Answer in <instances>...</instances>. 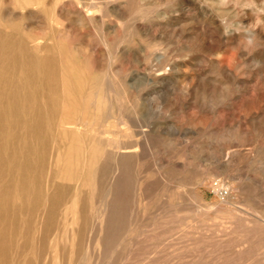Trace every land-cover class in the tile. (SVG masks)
Listing matches in <instances>:
<instances>
[{"label":"rangeland","instance_id":"obj_1","mask_svg":"<svg viewBox=\"0 0 264 264\" xmlns=\"http://www.w3.org/2000/svg\"><path fill=\"white\" fill-rule=\"evenodd\" d=\"M89 8L0 0V240L18 249L7 245L5 257L0 248V264H264V0H97ZM98 119L112 145L89 133ZM121 137L136 150L116 147L126 145ZM53 189L62 219L46 204Z\"/></svg>","mask_w":264,"mask_h":264},{"label":"bare ground","instance_id":"obj_2","mask_svg":"<svg viewBox=\"0 0 264 264\" xmlns=\"http://www.w3.org/2000/svg\"><path fill=\"white\" fill-rule=\"evenodd\" d=\"M77 2H78V4H79L80 6H82V7H83V6H86V5L88 4V7H90V8L88 9V11H89L91 8L97 6V0H89L88 3H86V2L83 1V0H77ZM80 9H81V8H80ZM94 10H95V9H94ZM94 10H93V11H94ZM98 10L100 11V8H99ZM84 11H85V10H84ZM125 11H126V10H125ZM95 14H96V13H95ZM95 14H94V15H95ZM97 14H98V13H97ZM94 15H92V16H94ZM82 16H83V14H82ZM88 16H89V15H88ZM90 17H91V16H90ZM83 18H84V17H83ZM83 18H82V20H84ZM92 18H93V17H92ZM60 19H61V18H60ZM98 19L100 20V18H98ZM78 20H79V19H78ZM85 21H86V20H85ZM126 21H127V20H126ZM82 22H83V24H84V21H82ZM91 22H93V21L91 20ZM132 30H133V29H132ZM2 32H3V31H2ZM32 39H33V38H32ZM29 40H30V39H29ZM35 40H36V39H35ZM145 44L147 45V43H145ZM150 44H151V43H150ZM150 44H149V46H151ZM152 44H153V43H152ZM157 44H158V43H157ZM34 45H35V47L38 46V44L36 45V43H35ZM67 46H68V45H67ZM25 47H26V46H25ZM151 47H152V46H151ZM33 48H34V47H33ZM156 48H157V47H156ZM156 48H154V49H156ZM19 49H20V48H19ZM35 49H36V48H35ZM65 49H66V48H65ZM69 49H70V47H69ZM149 49H150V48H149ZM150 50H151V49H150ZM65 51H66V50H65ZM65 53H66V52H65ZM147 54H148V53H147ZM69 55L71 56L70 53H69ZM67 56H68V55H65V57H67ZM70 56H69V57H70ZM146 56H147V55H146ZM146 56H145V57H146ZM62 57H63V55H62ZM24 58H25V57H24ZM70 58H71V57H70ZM153 58H154V57H153ZM66 59H69V58H66ZM72 59H73V58H72ZM151 59H152V57H151ZM162 59H163V58H162ZM62 60H63V59H62ZM69 60H70V59H69ZM69 60H66V61L68 62ZM146 60H148V59H146ZM40 61H41V60H40ZM70 61H72V60H70ZM73 61H74V59H73ZM67 62H65V63H67ZM147 62L150 63V60H148ZM163 62H164V61H163ZM62 63H63V62H62ZM65 63L62 65V67H63L62 70H64V68H67V67H68L67 65H69V64H68L69 62H68L67 64H65ZM73 63H75V61H74ZM79 63H80V62H79ZM65 65H66V66H65ZM70 65H71V64H70ZM72 65H73V67H74L75 65H77V63H76V64H72ZM77 66H78V65H77ZM79 66H81V65L79 64ZM70 67H72V66H70ZM73 67H72V69H73ZM81 67H82V66H81ZM81 67H80V70H81ZM94 67H95V66H94ZM174 67H175V66H174ZM77 68H78V67H77ZM86 68H87V67H86ZM92 68H93V67H92ZM56 69H57V68H56ZM72 69H71V70H72ZM75 69H76V67H75ZM75 69H74V70H75ZM88 69H89V68H88ZM88 69H87V70H88ZM93 69H95V68H93ZM65 70H66V69H65ZM65 70H64V71H65ZM69 70H70V69H69ZM76 70L78 71V69H76ZM76 70H75V71H76ZM60 71H61V70H59V73H60ZM64 71H62L63 74H64ZM67 71H68V70H67ZM67 71H66V72H67ZM75 71H73V73H75ZM112 71H113V70H111V72H112ZM57 72H58V70H57ZM69 72H70V71H69ZM79 72H80V71H79ZM86 72H87V71H86ZM97 72H98V71H97ZM29 73H30V72H29ZM80 73H81V72H80ZM80 73H77V74H80ZM83 73H84V72H83ZM61 74H62V73H61ZM63 74H62V75H63ZM81 74H82V73H81ZM81 74H80V75H81ZM94 74H95V73H94ZM98 74H99V72H98ZM46 75H47V74H46ZM66 75H67V74H66ZM84 75H86V74H84ZM99 75H101V74H99ZM105 75H106V73H105ZM107 75H108V73H107ZM112 75H113V74H112ZM151 75L153 76V74H151ZM82 76H83V75H82ZM87 76H89V73H88ZM19 77H20V76H19ZM64 77H65V76H64ZM66 77H67V76H66ZM72 77L74 78V74L72 75ZM85 77H86V76H85ZM113 77H114V76H113ZM67 78H68V77H67ZM67 78H65L64 80H66ZM82 78H84V77H82ZM105 78H106V76H105ZM108 78H109V77H108ZM79 79H81V77H80ZM88 79H89V77H87V80H88ZM91 79H92V77H91ZM101 79H102V81H103V78H101ZM113 79H114V78H113ZM158 79H159V77H158ZM82 80H83V79H82ZM82 80H81V82H79V83L82 84L83 81H85V78H84L83 81H82ZM109 80H110V79H109ZM164 80H165V79H164ZM67 81L69 82L68 79L66 80V82H67ZM71 81H72V80H71ZM73 81H74V80H73ZM75 81H76V80H75ZM78 81H79V80H78ZM90 81H91V80H90ZM100 81H101V80H100ZM106 81H107V80H106ZM106 81H105V82L103 81V82L105 83V87H106V85H107ZM156 81H157V80H156ZM68 82H67V83H68ZM95 82H99V81L96 80ZM151 82H152V81H151ZM67 83H65V84H67ZM77 83H78V82H77ZM77 83H74V84H76V86H77V85H78ZM87 83H88V82H87ZM90 83H91V82H89V84H87V85L90 86ZM92 83H93V79H92ZM92 83H91V84H92ZM104 83H103V84H104ZM69 84H70L69 88L71 87V89H72V90H70V91L73 92V88H72L73 83H72V84L69 83ZM93 84H94V83H93ZM95 84H96V83H95ZM101 84H102V83H101ZM61 85H62V83H61ZM63 85H64V83H63ZM71 85H72V86H71ZM83 85L85 86L86 83L83 84ZM96 85H99V84L97 83ZM96 85H95V86L93 85V86H94V87H93L94 89H95V87H96V88H99V86L97 87ZM109 85H110V84H109ZM56 86H57V85H56ZM74 86H75V85H74ZM76 86H75V87H76ZM81 86H82V85H81ZM89 86H88V87H89ZM91 86H92V85H91ZM29 87H30V86H29ZM79 87H80V86H79ZM103 87H104V86H102V88H103ZM17 88H18V87H17ZM59 88H61V86H59ZM83 88H84V87H83ZM89 88H90V87H89ZM89 88H87V89L85 88V89H84L85 92H86ZM110 88H111V87H110ZM94 89H92V90H94ZM99 89H101V88H99ZM59 90H60V89H59ZM64 90L67 91V89H65V86H64ZM74 90H75V89H74ZM77 90H79V89H78V86H77ZM81 90H82V89H81ZM81 90H79V92H80ZM84 90H83V92H84ZM89 90H90V89H89ZM96 90H98V89H96ZM101 90H102V89H101ZM105 90L108 91V87H106ZM55 91H56V90H55ZM75 91H76V90H75ZM67 92H68V91H67ZM67 92H66V93H67ZM77 92H78V91H77ZM77 92H74V93L76 94ZM85 92H84V93H85ZM88 92H89V91H88ZM104 92H105V91H104ZM116 92H117V91H116ZM36 93H37V92H36ZM66 93L64 92L63 94L66 95ZM84 93L81 92V94H84ZM89 93H90V92H89ZM89 93H88V95H89ZM98 93H99V92H98ZM98 93H97V94H98ZM100 93H101V92H100ZM107 93H109V92H107ZM107 93H106V94H107ZM114 93H115V91H114ZM139 93H140V92H139ZM31 94H32V93H31ZM67 94H70V95H71V93H67ZM75 94H74V96L76 97L77 94H76V95H75ZM79 94H80V93H79ZM79 94H78V95H79ZM81 94H80L79 96H81ZM97 94H96V93H95V95H94V94H91V96H92V95L97 96ZM103 94H104V93H103ZM103 94H102V95H103ZM112 94H113V93H111V95H112ZM70 95L65 96V97L68 98ZM72 95H73V94H72ZM85 95L88 96L86 93H85ZM102 95H101V96H102ZM107 95H108V94H107ZM30 96H31V95H30ZM94 96H93V97H94ZM99 96H100V95H98V97H99ZM104 96H105V95H104ZM71 97H72V96H71ZM71 97H70V99L73 98V97H72V98H71ZM82 97H83V96H81V98H82ZM98 97H97V99H98ZM113 97H114V96H113ZM59 98H60V97H59ZM76 98H77V97H76ZM78 98L80 99V97H78ZM86 98H87V97H85V99H86ZM61 99H62V97H61ZM61 99H60V100H61ZM70 99H69V100H70ZM73 99H74V101H75V98H73ZM81 100H83V99H81ZM87 100H89V98H87L85 101H87ZM66 101L68 102V100H66ZM66 101H64V105L67 104L66 106H68V103L70 104V102L65 103ZM71 101H72V100H71ZM93 101H94V100H93ZM101 101H102V100H101ZM103 101H104V100H103ZM109 101H110V99H109ZM76 102L79 103L78 99H77ZM76 102H75L74 104H76ZM81 102H82V101H80V103H81ZM90 102H91V101H90ZM90 102H86L87 105H85V106H88L89 109H88L87 107H84V110H85V111L90 110V108L93 109L92 107H94V106H92V107L89 106V103H90ZM95 102H96V101H94V102H93L94 104H92V105H95ZM72 103H73V102H71L70 106H73ZM80 103H79V104H80ZM100 103H101V102H100ZM105 103H106V102H105ZM62 104H63V103H62ZM79 104H78V105H79ZM84 104H85V103H84ZM97 104H98V103H97ZM97 104H96V105H97ZM98 105H101V104H98ZM105 105H106V104H105ZM107 105H109V104L107 103ZM63 107H64V106H63ZM73 107H76V109H77V107L79 108L80 105H79V106H73ZM73 107H71V108H69V109H73ZM82 107H83V105H82ZM108 107H109V106H108ZM108 107H107V108H108ZM64 108H65V107H64ZM64 108H63V109H64ZM66 108H67V107H66ZM85 108H87L88 110H86ZM95 108L99 109V107H97V106H96ZM40 109H41V108H40ZM82 109H83V108H82ZM97 109H96V110H97ZM65 110H66V109H65ZM77 110L80 111V109H77ZM93 110H94V109H93ZM100 110H101V109H100ZM109 110H110V109H109ZM15 112H16V111H15ZM69 112H70V111H69ZM88 112H89V111H88ZM118 112H119V111H118ZM62 113H63V111H62ZM73 113H75V112H72V114H73ZM80 113H81V111H80ZM90 113H93V112H89V114H90ZM94 113H95V111H94ZM106 113H108V112H106ZM114 113H115V112H114ZM116 113H117V112H116ZM81 114H82V113H81ZM85 114H86V113H85ZM89 114H87L86 116H88ZM49 115H50V114H49ZM62 115H64V114H61V116H62ZM77 115H79V114H77ZM82 115H84V114H82ZM106 115H107V114H106ZM91 116H92V115H91ZM101 116H102V114H101ZM125 116H126V114H125ZM89 117H90V116H89ZM98 117L100 118V115H98ZM102 117H103V116H102ZM71 118H72V117H71ZM91 118H92V117H91ZM91 118H90V119H91ZM108 118H109V117H108ZM116 118H117V117H116ZM59 119H60V118H59ZM61 119H62V118H61ZM61 119H60V120H61ZM64 119H65V117H64ZM75 119H76V118H75ZM77 119H78V118H77ZM81 119H84V118H81ZM86 119H88V118H86ZM95 119H96V118H95ZM130 119H131V118H130ZM66 120H67V119H66ZM68 120H69V119H68ZM68 120H67V123L65 122V124H69ZM121 120H122V119H121ZM35 121H36V120H34V122H35ZM69 121H70V120H69ZM83 121H84V120H83ZM86 121H87V120H86ZM99 121H100V122H99ZM131 121H133V119H132ZM36 122H37V121H36ZM58 122H59V121H58V119H57V122H56V123L58 124ZM73 122H76V121H73ZM78 122H79V121H78ZM81 122H82V121H81ZM93 122H94V121H93ZM113 122H114V121H113ZM117 122H119V121H116V123H117ZM53 123H55V122H53ZM61 123H62V122H61ZM61 123H60V126H62ZM82 123H84V122H82ZM86 123H87V122H86ZM120 123H121V122H120ZM130 123H131V122H130ZM134 123H135V122H134ZM35 124H36V123H35ZM71 124H73V123H70V125H71ZM74 124H75V123H74ZM77 124L80 125L79 123H77ZM88 124H89V128H90V124L92 125V122H90V123H88ZM110 124H111V121H110ZM123 124H124V123H123ZM55 125H56V124H55ZM55 125L52 126V127H54L53 129H55ZM78 125H77V126H78ZM108 125H109V124H108ZM115 125H116V124L114 123V126H115ZM119 125H121V124H119ZM130 125H131V124H130ZM66 126H67V125H65V129H67ZM77 126H76V127H77ZM114 126H112V127H114ZM50 127H51V125H50ZM63 127H64V126H63ZM63 127H61V129H62ZM67 127H68V126H67ZM69 127H70V126H69ZM69 127H68V128H69ZM78 127H79V126H78ZM81 127H82V126H81ZM81 127H80V128H81ZM83 127H84V126H83ZM116 127H117V126H116ZM136 127H137V125H136ZM91 128H92V129H91V131H89V133L92 134L93 136H95L94 138H99V139H100V138L103 137V133L107 131L108 126H107V124L105 123V121H101V120L98 119L97 122H96V120H95L94 125H92ZM110 128H111V127H110ZM56 129H57L58 132H59V129H60L59 126H58ZM63 129H64V128H63ZM63 129H62V130H63ZM70 129H71V127H70ZM85 129H86V128H85ZM118 129H120V128H118ZM123 129H125V128H123ZM133 129H134V128H133ZM136 129H138V128H136ZM51 130H52V129H51ZM57 130H54V131H55V135H57V133H56ZM75 130H77L78 132H81V131H79V128H76V129H75V127H73V129H71L72 132H76ZM125 130H126V129H125ZM109 131H110V129H109ZM117 131H118V130H117ZM117 131H116V132H117ZM65 132H66V130H65ZM83 132L86 133L87 131H86V132L83 131ZM107 132H108V131H107ZM107 132H106V134H107ZM122 132H123V131H122ZM122 132H121V133H122ZM60 133L63 134L62 132H60ZM60 133H59V135H60ZM66 133H67V132H66ZM66 133H65V134H66ZM68 133H69V130H68ZM68 133H67V134H68ZM70 133H71V132H70ZM70 133H69V134H70ZM84 133H83V135H84ZM110 133H112V132H110ZM114 133H115V132H114ZM121 133H120V134H121ZM131 133H132V132H131ZM138 133H139V132H138ZM67 134H66L64 137H68L69 134H68V135H67ZM71 134H72V133H71ZM74 134H75V133H74ZM77 134H78V133H77ZM115 134L117 135V133H115ZM120 134H119V135H120ZM122 134H123V133H122ZM129 134H130V133H129ZM132 134H133V133H132ZM45 135H46V134H45ZM59 135H58V136H59ZM63 135H64V134H63ZM83 135H82V134H80L79 136H76V135L73 136V135H72V137H70V136H71V135H70L69 137H70L71 139H72L73 137H79V138H81L80 136H83ZM92 135H91V136H92ZM107 135H108V134H107ZM111 135H112V134H111ZM119 135H118V136H119ZM127 135H128V134H127ZM85 136H86V134H85ZM114 136H115V135H114ZM120 136H121V135H120ZM123 136H124V135H123ZM131 136H133V135H131ZM88 137H89V139L87 138V141L90 140V135H88ZM106 137H107V136H106ZM106 137H103L104 142H105V140H106V139H105ZM59 138H62L61 135H60ZM59 138H58V139H59ZM82 138H83V137H82ZM112 138H115V137H112ZM118 138H119V137H118ZM121 138H122V137H121ZM136 138H137V136H136ZM49 139H50V138H49ZM65 139H66V138H65ZM73 139H74V138H73ZM76 139H77V138H76ZM76 139H75V140H76ZM122 139H123V138H122ZM132 139H133V138H132ZM141 139H142V138H141ZM141 139H140V142H141ZM61 140H63V139H61ZM67 140H68V139H67ZM67 140H65V142H64V143H65L64 146H66L67 144H70V143H67ZM78 140H79V139H78ZM95 140H96V139H95ZM95 140H94V141H95ZM108 140H109V139H108ZM112 140H113V139H112ZM112 140L107 141V143L105 142L106 145H107V144H108V145H110V144L112 145V142H111ZM116 140H117V139H116ZM116 140H115V141H116ZM123 140H124L123 143H125V141H127V140H125V139H123ZM54 141H55V140H54ZM57 141H58V140H57ZM57 141H56V142H57ZM63 141H64V140H63ZM69 141H71V140H69ZM72 141H74V140H72ZM87 141H86V143H87ZM99 141H100V140H99ZM101 141H102V140H101ZM118 141H119V139H118ZM58 142H60V141H58ZM61 142H62V141H61ZM61 142H60V144H61ZM74 142H75V141H74ZM78 142H79V141H78ZM88 142H89V141H88ZM138 142H139V140H138ZM66 143H67V144H66ZM79 143H80V142H79ZM135 143H136V142H135ZM141 143H142V142H141ZM72 144H74V143H72ZM72 144H71V145H72ZM84 144H85V143H84ZM87 144H89V143H87ZM115 144H116V147H118V148H129V147H130V148H131V147L133 148V147H134V144L132 145L131 143H129L130 145H128V143H127V144L125 143L126 145H122L120 142H115ZM57 145H58V144H57ZM77 145H78L79 148H80V144L77 143ZM100 145H102L101 142H100ZM103 145H104V144H103ZM136 145H137V144H136ZM136 145H135V147H134L135 150H136V148H137ZM30 146H31V145H30ZM67 146H68V148H70V147H69L70 145H67ZM78 146H77L76 149H79ZM55 147H56V146H55ZM58 147H60V146H58ZM61 147H62V146H61ZM85 147H86V146H85ZM85 147H82V148H85ZM107 147H108V146H107ZM62 148H63V147H62ZM66 148H67V147H66ZM73 148H75V147H73ZM94 148H96V147H94ZM104 148H105V147H104ZM110 148H111V147H110ZM113 148H114V147H113ZM130 148H129V149H130ZM59 149H60V148H58V150H59ZM80 149H81V148H80ZM80 149H79V150H80ZM92 149H93V148H92ZM105 149H106V148H105ZM62 150H63V149H62ZM64 150H66V149H64ZM64 150L62 151L63 154H64V152H65ZM82 150H83V149H82ZM85 150H86V149H85ZM88 150H89V149H88ZM103 150H104V149H103ZM107 150H108V148H107ZM116 150H117V148H116ZM119 150H120V149H119ZM123 150H124V149H123ZM68 151H69V149H68ZM73 151H74V150H73ZM86 151H87V150H86ZM86 151H85V152H86ZM93 151H94V150H93ZM93 151H92V152H93ZM96 151H98V150H96ZM112 151H113V150H112ZM114 151H115V150H114ZM124 151H125V150H124ZM124 151H123V152H124ZM133 151H134V150H133ZM133 151L129 150V152H133ZM139 151H140V150H139ZM143 151H144V150H143ZM57 152H58V151H56V153H57ZM62 152H61V153H62ZM77 152H78V151H77ZM88 152H89V151H88ZM105 152H106V151H105ZM105 152H104V153H105ZM115 152H116V151H115ZM121 152H122V151H121ZM121 152L119 151V153H120L121 155L125 153V152H124V153H123V152L121 153ZM129 152H128V154H129ZM61 153L59 152V155H58V156L62 155ZM83 153H84V152H83ZM113 153H114V152H113ZM113 153H112L111 155H113ZM66 154H67V153H66ZM77 154H78V153H77ZM80 154H82V153H80ZM84 154H85V153H84ZM114 154H115V153H114ZM116 154H117V153H116ZM116 154H115V155H116ZM131 154H132V153H130L129 155H131ZM133 154H134V152H133ZM133 154H132V155H133ZM136 154H137V152H135L134 155H136ZM5 155H6V154H5ZM74 155H75V154H74ZM90 155H91V154H90ZM90 155H89V156H90ZM101 155H103V154L101 153ZM101 155H99V156H100L101 158H103ZM111 155H109V156H111ZM121 155H119V156L121 157ZM124 155H125V154H124ZM137 155H139V154H137ZM137 155H136V157H138ZM16 156H17V155H16ZM58 156H57V158H58ZM99 156H98V157H99ZM116 156H117V155H116ZM119 156L116 157L117 160L120 158ZM139 156H140V155H139ZM81 157H82V159H83L85 156L83 157V156L81 155ZM81 157H80V159H81ZM122 157H123V156H122ZM122 157H121V158H122ZM130 157H131V158H134L135 156H133V157H132V156H129V158H130ZM136 157H135V158H136ZM2 158H4V157L2 156ZM59 158H60V157H59ZM59 158H58V159H59ZM63 158H65V154H64V157H63ZM67 158H69V157H67ZM67 158H66V160H65L66 163H67ZM75 158H77V157H75ZM78 158H79V157H78ZM85 158H86V157H85ZM85 158H84V160H85ZM121 158H120V159H121ZM127 158H128V157H124V159H127ZM129 158H128V159H129ZM138 158H139V157H138ZM138 158H137V160H139ZM58 159H57V162H58ZM60 159H62V157H61ZM72 159H73V158H72ZM72 159H70L69 161L71 162ZM86 159H87V158H86ZM90 159H91V156H90ZM113 159H114V158L112 157L111 162H112ZM1 160H2V159H1V155H0V161H1ZM91 160H92V159H91ZM97 160H98V159H97ZM3 161H5V160L3 159ZM3 161H1V162H3ZM63 161H64V160H63ZM73 161H74V160H73ZM78 161H79V160H78ZM80 161H81V160H80ZM80 161H79V162H80ZM87 161H88V160L85 161V165H86V162H87ZM89 161H90V160H89ZM114 161H115V160H114ZM120 161H123V158H122V160H120ZM120 161H119V162H120ZM70 162H69V164H70ZM82 162H83V161H82ZM59 163H60V164H57V165H58V166L61 165V167H62V164H61L62 162H61L60 160H59ZM76 163H77V162H76ZM76 163L73 162L72 164H76ZM115 163H116V161H115ZM117 163H118V161H117ZM90 164H91V163H90ZM90 164H89V165H90ZM119 164H120V163H118L117 165H118L119 168H120V165H121V164H120V165H119ZM2 165H3V164H1V166H2ZM78 165H79V164H78ZM87 165H88V162H87ZM117 165H116V166H117ZM95 166H97V164H96ZM118 166H117V167H118ZM3 167H4V166H3ZM81 167L83 168V166H79L78 169L81 168ZM114 167H115V166H114ZM117 167H116V168H117ZM75 168H76V167H75ZM84 168H85V166H84ZM86 168H88V167H86ZM58 169H59V168H58ZM62 169H64V166H63V167L61 168V170L59 171V173H58L59 175H60V172L62 171ZM65 169H67V168H65ZM65 169H64V170H65ZM72 169L75 170L74 167H72ZM93 169H94V168H93ZM64 170H63L62 172H64ZM76 170H77V169H76ZM76 170H75V171H76ZM82 170H83V169H79V170H77V171H78V172L81 171V172L83 173ZM88 170H89V169H88ZM96 170H97V167H96ZM115 170H116V169H115ZM47 171H48V170H47ZM77 171H76V172H77ZM94 171H95V170H94ZM66 172H68V171H66ZM78 172H77V173H78ZM81 172H80V173H81ZM86 172H87V171H85V173H86ZM88 172H89V171H88ZM97 172H100L101 174L103 173V171H100V169H99V171H97ZM77 173H75V174L77 175ZM80 173H78V174H80ZM90 173H91V171H90ZM23 174H24V173H23ZM88 174H89V173H88ZM97 174H98V173H97ZM122 174H123V173H122ZM10 175H11V174H10ZM18 175H19V174H18ZM56 175H57V174H56ZM67 175H68V174H67ZM69 175H70V174H69ZM69 175H68V176H69ZM71 176H72V174H71ZM78 176H79V175H78ZM84 176L87 177V176H89V175L84 174ZM84 176H83V177L80 176V177H82L83 179H85ZM90 176H91V175H90ZM56 177L59 178L60 176H56ZM80 177H79V178H80ZM91 177H92V176H91ZM62 178H63V177H62ZM62 178H61V179H62ZM66 178H67V179H64V180H62V181H63V182H64L65 180L67 181V180H68V177L66 176ZM69 178L72 179V177H69ZM76 178H77V177H76ZM76 178H75V179H76ZM79 178H78V179H79ZM15 179H16V178H15ZM71 179H70V180H71ZM70 180H69V182H70ZM79 180H80V179H79ZM90 180H91V178L89 179V181H90ZM66 181L64 182L65 185L68 184V183H66ZM72 181H73V179H72ZM83 181H85V180H83ZM83 181H82V182H83ZM89 181H88V183H86V182L83 183V184H84V187H86V186H85V183H86V184H89ZM63 182H61V184H62ZM77 182H78V181L75 180V183H76V184H77ZM91 182H92V181H91ZM46 183H47V182H46ZM48 183H49V182H48ZM56 183H57V181H56ZM56 183H55V184H56ZM64 183L62 184V186L64 185ZM49 184H50V183H49ZM76 184H75V185H76ZM79 184L81 185V187L83 186V184H81V182L78 183V185H79ZM47 185H48V184H46L45 187H46ZM65 185H64V186H65ZM75 185H74V186H75ZM49 186L51 187L52 185L50 184ZM49 186H48V187H49ZM64 186H63V187H64ZM227 186H228V185H227ZM42 187H43V186H42ZM52 187H53V186H52ZM59 187L61 188V185H60V184H58V186H55L54 189H55L56 191H57V189H58V190H61L62 188L59 189ZM77 187H78V186H77ZM81 187L79 186V188H81ZM84 187H82V188H84ZM110 187H111V186H110ZM39 188H41V187H39ZM64 188H65V187H64ZM107 188H108V187H107ZM44 189H45V188H44ZM47 189H48V188H47ZM54 189H53V191H54ZM38 190L42 191V188H41V189H38ZM49 190H50V189H49ZM49 190H46V191L49 193ZM51 190H52V189H51ZM76 190H77V189H76ZM78 190H82V189H78ZM83 190H84V189H83ZM83 190H82V192H83ZM113 190H114V189H113ZM17 191H18V190H17ZM56 191H54V192H55V194L58 193V195L54 196V195H53V192L51 191L52 194L50 193V195H51V196H54V197H52V199H51V198H48V200H46V199L43 197V201L45 202V200H46V204H48L47 201L50 202V200L53 201V198H54V200H57V199H55V198H57V197H58V198L61 197V196H62V193H61V195L59 196V192L56 193ZM61 191H62V190H61ZM74 191H75V190H74ZM105 191H106V190H105ZM47 192L45 193L46 195H47ZM79 192L81 193V191H79ZM89 192H90V191H89ZM107 192H108V191H107ZM64 193H65V195L67 194L66 192H64ZM77 193H78V192H77ZM227 193H228V192H227ZM40 194H41V193H40ZM40 194H39V195H40ZM42 194H44V192H43ZM74 194H75V192H74ZM83 194H84V193H83ZM89 194H90V193H89ZM48 195H49V194H48ZM169 195H170V194H169ZM66 196H67V195H66ZM70 196L74 197L73 195H70ZM70 196H69V194H68V197H70ZM31 197H32V196H31ZM48 197H50V196H48ZM75 197H76V194H75ZM75 197H74L73 199H75ZM79 197H80V195H79ZM79 197H78V198H79ZM89 197H90V196H89ZM38 198H39V197H38ZM40 198H41V196H40ZM46 198H47V197H46ZM63 198H64V195H63ZM80 198H81V197H80ZM91 198H92V197H91ZM31 199H32V198H31ZM36 199H37V198H36ZM44 199H45V200H44ZM49 199H50V200H49ZM61 199H62V198H61ZM67 199L69 200V198L66 197L65 200H67ZM71 199H72V198H71ZM106 199H107V198H106ZM38 200H39V199H37V201H38ZM63 200H64V199H63ZM43 201H42V202H43ZM57 201H58V204H61V202H60L59 200H57ZM61 201H62V200H61ZM69 201H70V200H69ZM73 201H74V200H73ZM77 201H78V200H77ZM38 202L41 203V201H38ZM44 202H43L42 204H44ZM54 202H55V201H54ZM59 202H60V203H59ZM63 202L65 203L66 201H63ZM63 202H62V203H63ZM67 202H68V201H67ZM29 203H30V202H29ZM40 203H38V204L40 205ZM50 203H51L52 205L54 204L55 206H54V205H53V206H54L56 209H54L53 206L51 205V206H52V209H54L55 211L53 210L54 212L52 213V210H51V212H50V209H51V208H50L49 211H48V213H50V214H51V213L54 214V213H56V211H57L58 214L56 213L55 215H59V213H60L59 211H60V208H61V207H60L59 205H57V203H52V202H50ZM77 203H78V202H77ZM80 203H81V202H80ZM31 204H32V202H31ZM34 204H35L36 207L38 206L37 203H34ZM34 204H33V205H34ZM67 204H69V203H67ZM67 204H66V206H67ZM86 204H87V201H86ZM33 205H32V206H33ZM62 205H64V204H62ZM71 205H72V204H71ZM71 205H70V206H71ZM75 205H76V204H74V206H75ZM87 205H88V204H87ZM35 206H33V207H35ZM41 206H42V205H41ZM46 206H47V205H45L44 208H47ZM56 206H58V207H56ZM72 206H73V205H72ZM72 206H71V207H72ZM48 207H49V206H48ZM92 207H94V206H92ZM38 208H40V207H38ZM44 208H43V209H44ZM69 208H70V207H69ZM73 208H74V207H73ZM99 208H100V207H99ZM0 209H1V208H0ZM34 209H35V208H34ZM58 209H59V211H58ZM87 209H88V208H87ZM97 209H98V208H97ZM24 210H25V209H24ZM36 210H38V209L36 208L35 211H36ZM47 210H48V209H47ZM63 210H64V209H63ZM66 210H67V209H66ZM102 210H103L104 215H105V213H106V212L104 211L105 208L102 209ZM31 211H32V209H31ZM43 211H45V210H43ZM98 211H99L100 213H99V212L97 213V211H96V212H94L93 214L97 213L98 215H100L101 212H102V211H101V208L98 209ZM40 212H41V210H40ZM64 212H66V211H64ZM67 212H69V211H67ZM30 213H31V212H30ZM37 213H38V212H37ZM46 213H47V211H46ZM46 213H45V214H46ZM81 213H82V212H81ZM220 213H221V212H220ZM50 214H49V215H50ZM52 214H51V215H52ZM61 214H62V213H60V215H61ZM85 214L87 215L86 212H85ZM97 214H96V216H97ZM106 214H107V213H106ZM29 215H30V214H29ZM51 215H50V217L53 216V215H52V216H51ZM66 215H67V214H66ZM80 215H81V214H80ZM102 215H103V213L101 214V216H102ZM45 216H46V215H45ZM61 216H62V217H61V219H62V218H63V215H61ZM82 216H83V214H82ZM84 216H85V215H84ZM87 216H88V215H87ZM2 217H3V216H2ZM41 217H42V216H41ZM54 217H55V216H54ZM56 217H57V216H56ZM78 217H80V216H77V218H78ZM94 217H95V215H94ZM94 217H93V218H94ZM106 217H107V216H106ZM116 217H117V216H116ZM44 218H45V217H44ZM48 218H49V217H48ZM52 218H53V217H52ZM95 218H96V217H95ZM100 218H101V217H100ZM103 218H105V217H103ZM8 219H9V218H8ZM28 219H29V217H28ZM28 219H27V220H28ZM53 219H54V218H53ZM67 219H68V218H67ZM0 220H2V218H1ZM5 220H6V218L4 219V221H5ZM9 220H10V219H9ZM25 220H26V219H25ZM44 220H45V219H44ZM49 220L51 221L52 219L49 218L47 221H49ZM54 220H57V219H54ZM101 220H102V218H101ZM103 220H104L103 222H105V219H103ZM6 221H7V220H6ZM10 221H11V220H10ZM12 221H13V220H12ZM38 221H39V220H38ZM40 221H41V220H40ZM40 221H39V222H40ZM45 221H46V220H45ZM47 221H46V222H47ZM50 221H49V222H50ZM52 221H53V220H52ZM2 222H3V220H2ZM2 222H1V223H2ZM28 222H29V221H28ZM30 222H31V221H30ZM30 222H29V223H30ZM54 222H55V221H54ZM58 222H59V221H58ZM58 222H57V223H58ZM60 222H62V221L60 220ZM103 222H102V223H103ZM3 223H4V222H3ZM6 223H9V222H6ZM11 223H12V222H11ZM25 223H27V222H25ZM31 223H32V222H31ZM36 223H37V222H36ZM44 223H45V222H44ZM47 223H48V222H47ZM47 223H46V224H47ZM87 223H88V222H87ZM171 223H172V222H171ZM177 223H178V222H177ZM27 224H28V223H27ZM27 224H26V225H27ZM40 224H41V223H40ZM40 224H39V225H40ZM48 224H49V223H48ZM50 224L52 225L53 222H51ZM50 224H49V225H50ZM85 224H86V223H85ZM26 225H25V226H26ZM30 225H31V224H30ZM35 225H36V224L32 225V227L35 226ZM58 225L60 226V224H58ZM23 226H24V224H23ZM27 226H28V225H27ZM40 226H41V225H40ZM45 226L48 227V225H45ZM213 226H214V225H213ZM29 227H30V226H29ZM29 227H28L27 229H29ZM32 227H31V229H32ZM47 227H46V228H47ZM57 227H58V226H57ZM35 228H36V226L33 227V229H35ZM39 228H40V227H38L37 229H39ZM11 229H12V228H11ZM33 229L31 230V233H33V235H34L35 232H33ZM37 229H35V231H36ZM113 229H114V228H113ZM210 229H211V228H210ZM29 230H30V229H29ZM29 230H27V231H29ZM46 230H48V229H46ZM46 230H44V231H46ZM51 230H52V229H51ZM5 231H6V230H5ZM27 231H25V232H27ZM37 231H38V230H37ZM37 231H36V232H37ZM57 231H58V230H57ZM85 231H86V230H85ZM153 231H154V230H153ZM38 232H40V230H39ZM38 232H37V234H38ZM65 232H66V231H65ZM28 233H29V232H28ZM79 233H80V232H79ZM4 234H5V233H4ZM4 234H3V235H4ZM37 234H36V235H37ZM39 234H40V233H39ZM44 234H45V232H44ZM44 234H43V235H44ZM53 234H54V233H53ZM66 234H67V233H66ZM3 235H2V237H4ZM31 235H32V234H31ZM43 235H42V236H43ZM126 235H127V234H126ZM5 236H6V234H5ZM9 236H10V235H9ZM49 236H50V235H49ZM60 236H61V235H60ZM68 236H69V235H68ZM0 237H1V235H0ZM2 237H1V238H2ZM6 237H7V236H6ZM6 237H5V238H6ZM14 237H15V236H14ZM44 237H45V236H44ZM44 237H43V238H44ZM46 237H47V239H48V236H46ZM46 237H45V239H46ZM55 237L57 238V236H55ZM55 237H53V239H54V240H57ZM115 237H116V236H115ZM5 238H4V240H5ZM33 238H34V237H33ZM49 238H50V237H49ZM66 238H67V237H66ZM8 239H9V238H7V241L9 242L10 240H8ZM11 239H13V241H15L14 238H11ZM34 239H35V238H34ZM47 239H46V241L48 242L49 240H47ZM60 239H61V237H60ZM199 239H201V238H199ZM4 240H3V239L0 240V248L2 249V253H3V254H4V252H7V254L5 253L6 255L4 254V256L7 257V255L9 256V254H8L9 252H8V250L5 251V249H6V247H7L8 244H6V241L4 242ZM42 241H43V239H42ZM10 242H11V241H10ZM10 242H9V243H10ZM74 242H75V241H74ZM18 243H19V241H18ZM45 243H46V242H45ZM4 244H5V245H4ZM11 245H12V243H11ZM11 245H8V248H9V246H11ZM16 245H17V244H16ZM18 245H19V244H18ZM18 245H17V246H18ZM23 245H24V244H23ZM42 245H44V243H43ZM45 245H46V244H45ZM47 245H49V244H47ZM50 245H51V244H50ZM53 245H54V244L52 243L51 246L53 247ZM57 245H58V244H57ZM220 245H221V244H220ZM13 246H14V245H13ZM13 246H11V247L9 248V251L11 250V248H12ZM40 246H41V245H40ZM54 246H56V245H54ZM45 247H47V246H45ZM170 247H171V246H170ZM8 248H7V249H8ZM15 248H16V247H15ZM18 248H19V247H18ZM41 248H42V247H41ZM53 248H54V247H53ZM66 248H67V247H66ZM16 249H17V248H16ZM16 249H14V247H13L12 250H15V251H16ZM46 249H47V248H46ZM48 249H49V248H48ZM3 250H4V251H3ZM17 250H18V249H17ZM43 250H44V249H43ZM55 250H56V249H55ZM15 251H14V252H15ZM157 251H158V250H157ZM162 251H163V250H162ZM14 252H12L14 255L17 254V253H14ZM20 252H21V251H20ZM41 253H42V252H41ZM145 253H146V252H145ZM159 253H160V252H159ZM176 253H177V252H176ZM3 254H1V256H2ZM227 255H228V254H227ZM1 256H0V258H1ZM14 257L16 258V256H14ZM153 257H154V256H153ZM219 257H220V256H219ZM3 258H4V257H3ZM18 258H19V257H18ZM157 258H158V257H157ZM217 258H218V257H217ZM220 258H221V257H220ZM47 259H48V257H47ZM171 259H173V258H171ZM218 259H219V258H218ZM5 260H6V259H5ZM7 260H8V259H7ZM7 260H6V262H7ZM13 260H14V259H13ZM9 261H10V260H9ZM11 261H12V260H11ZM19 261H20V260H19ZM21 261H22V260H21ZM0 262H1V260H0ZM13 262H14V261H13ZM43 262H44V261H43ZM156 262H157V261H156ZM16 263H17V261H16ZM151 263H152V262H151ZM212 263H213V262H212ZM1 264H2V263H1ZM4 264H5V263H4ZM6 264H7V263H6ZM20 264H21V263H20Z\"/></svg>","mask_w":264,"mask_h":264}]
</instances>
